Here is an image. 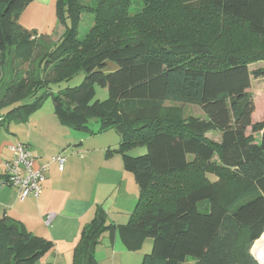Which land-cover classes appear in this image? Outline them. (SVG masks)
I'll return each mask as SVG.
<instances>
[{
  "label": "trees",
  "instance_id": "trees-1",
  "mask_svg": "<svg viewBox=\"0 0 264 264\" xmlns=\"http://www.w3.org/2000/svg\"><path fill=\"white\" fill-rule=\"evenodd\" d=\"M34 1L0 0V83L11 71L0 125L27 122L48 98L38 96L41 88L84 71L80 86L52 94L54 113L75 131L120 134L108 153L122 156L139 189L125 225L96 208L73 264H101L95 249L107 236H119L129 252L153 239L142 264H256L249 247L264 236V117L253 121L251 82L264 79V68L251 66L264 63V0H137L134 16L135 0H57L65 31L56 43L20 24ZM85 14L93 26L80 38ZM108 62L117 69L106 72ZM97 86L106 100L95 101ZM28 97L34 101L23 104ZM167 102L197 105L206 119L186 120ZM214 132L220 142L208 137ZM137 145L147 152L130 156ZM54 247L0 218V264H36Z\"/></svg>",
  "mask_w": 264,
  "mask_h": 264
},
{
  "label": "crops",
  "instance_id": "crops-1",
  "mask_svg": "<svg viewBox=\"0 0 264 264\" xmlns=\"http://www.w3.org/2000/svg\"><path fill=\"white\" fill-rule=\"evenodd\" d=\"M56 2L34 1L20 16V24L28 30L33 19L43 18L42 24L33 28L45 29L51 10L56 11ZM251 84L257 100L264 79L253 78ZM260 111L256 108L257 113ZM215 134L219 136L216 141L220 142L221 134ZM76 135L74 130L61 125L55 113L47 115L40 111L32 114L27 122L15 118L0 125V181L5 177V164L15 157L17 144L29 148L37 167H47L38 199L20 200L15 187L0 185V218L18 221L34 236L54 243V249L41 259V264H73L81 233L93 220L98 206L107 211L110 223L124 225L137 204L139 189L135 179L126 172L122 158L108 153L119 147L120 140L105 141L100 151L92 152L91 143L95 138L88 134L80 138ZM58 155L66 158L63 171L53 162ZM95 253L101 264H124V258L136 264L119 236L113 242L105 237Z\"/></svg>",
  "mask_w": 264,
  "mask_h": 264
},
{
  "label": "rangeland",
  "instance_id": "rangeland-1",
  "mask_svg": "<svg viewBox=\"0 0 264 264\" xmlns=\"http://www.w3.org/2000/svg\"><path fill=\"white\" fill-rule=\"evenodd\" d=\"M87 1L92 2V0H87ZM139 5L141 6V2L137 1V0L133 1V3L130 5L129 10H130V14L132 16L137 15L141 12L142 7L140 8ZM42 20H43V18L42 19L39 18V20L33 19L32 22L30 23L32 27L30 29H28V31L37 32L38 36H42V40H41L42 42L52 41L53 43H56L65 31V26L62 24V22L59 21L57 15H56V11L54 9L51 10V16H49V18L47 19V27L45 29L41 28L40 26H38V28H33L34 25L42 24ZM92 26H93V16L90 14H85L83 16V21H82V24L80 27L79 37L83 38L87 34V32L90 30V28H92ZM257 68H264V64L259 63L257 65L251 66V69H257ZM116 69H117V65L115 63L108 62L106 72H111V71H114ZM10 73H11V71L8 73V75L5 76L4 81L2 83H0V94L3 93L7 87V83L10 80L9 79ZM86 75H87L86 72L82 71V72H79L78 74L74 75L69 81H64V82H61L59 84H52L49 89L47 87L41 88L38 92V96L48 95V98L46 99L43 107L39 111L42 112V114H47V115L50 113L51 114L54 113V100H53L52 94L55 95V94L59 93L60 91L66 89L68 87L74 88V87L80 86L83 83V81L85 80ZM259 92H260L259 97L255 101V104L257 105L256 108L261 109V111L259 113H257L255 111V113H254L255 116H253V121L255 123L260 122L264 117V86L260 89ZM107 98H108L107 90L101 86H97L96 87L95 101H103V100H106ZM33 101H34V98L28 97L27 99L24 100L23 104L32 103ZM166 108L167 109H171V108L180 109V111L183 115V118L186 120L189 118L206 119V115L204 114L202 109L197 105L183 104V103H176V102H167ZM4 110H5V108L2 111H4ZM7 110H9V108H6L5 111H7ZM2 111H0V115H1ZM167 111H169V110H167ZM259 115H260V118H259ZM1 120H2V118H0V121ZM7 123H8V121H7ZM90 127L93 131H97L99 124L97 123L96 120H92ZM74 132H75V134H77L76 136H78L79 138L83 137L85 134L83 132H79V131H75V130H74ZM249 133H252L255 136V138H257V139L259 138V135H260L259 131L255 132L252 129H250ZM91 136H93V138H95L94 141L91 143L90 149L92 150V152L100 151L101 145L105 141L112 140L113 138H116L117 141H119L121 138L120 134H118L114 130L110 131L108 133V135H98V136L97 135H91ZM101 136H107V137H101ZM210 138L212 140L216 141V140H218L219 136L217 134H215V132H214V133L210 134ZM77 149H79V148H77ZM146 152H147V147L146 146H139V145L133 146L132 148H130L128 150V154L130 156H133V157H139L141 155H144ZM112 154L122 158L121 155H119L118 153L113 152ZM130 176H131V178H134L132 174H130ZM207 207H209L208 202H204V203H201L199 205V209L202 212H205ZM125 223L127 224L128 222H125ZM100 244H102V243H100ZM153 245H154V240L149 238L146 240L142 250L137 251V252H130L129 253L130 255H128V256L134 257L136 264H142L143 257L152 252ZM253 246H254V244H252V246L249 247V255L251 257H253V259L256 261V264H260L259 260L253 255V252H252ZM41 259L36 264H38V263L41 264V262H40ZM133 262H132V259H127V258L123 259L124 264H133ZM184 264H196V260L193 258H189L187 260V262Z\"/></svg>",
  "mask_w": 264,
  "mask_h": 264
},
{
  "label": "built area",
  "instance_id": "built-area-1",
  "mask_svg": "<svg viewBox=\"0 0 264 264\" xmlns=\"http://www.w3.org/2000/svg\"><path fill=\"white\" fill-rule=\"evenodd\" d=\"M14 151V159L5 164L6 173L4 179L0 181V185L15 187L20 200L29 197L38 199L47 167H37L35 158L24 144H17ZM53 162L57 163L60 170L63 171L66 158L63 155H58L53 158Z\"/></svg>",
  "mask_w": 264,
  "mask_h": 264
},
{
  "label": "bare ground",
  "instance_id": "bare-ground-1",
  "mask_svg": "<svg viewBox=\"0 0 264 264\" xmlns=\"http://www.w3.org/2000/svg\"><path fill=\"white\" fill-rule=\"evenodd\" d=\"M252 252L259 263L264 264V236L254 244Z\"/></svg>",
  "mask_w": 264,
  "mask_h": 264
}]
</instances>
